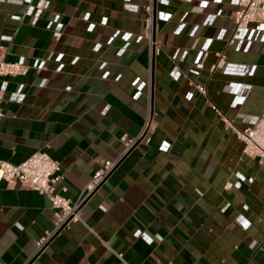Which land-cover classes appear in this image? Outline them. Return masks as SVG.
Wrapping results in <instances>:
<instances>
[{
  "label": "crops",
  "instance_id": "1",
  "mask_svg": "<svg viewBox=\"0 0 264 264\" xmlns=\"http://www.w3.org/2000/svg\"><path fill=\"white\" fill-rule=\"evenodd\" d=\"M167 1L154 5L160 49L153 52L143 36V0H0L4 58L27 67L0 76V159L18 164L46 151L60 165L56 192L74 202L101 161L119 157L139 134L148 104L154 121L151 141L124 153L83 202L81 221L36 254L35 241L53 226L50 202L1 181L0 264H264V163L243 153L211 108L239 129L263 111L264 41L235 50L221 38L230 20L201 24L220 9L229 15L235 0ZM163 12L171 14L166 21ZM54 18L58 40L48 27ZM181 21L186 27L177 33ZM208 38L209 57L192 73ZM191 46L188 58L172 60L178 47ZM217 51L247 72H210Z\"/></svg>",
  "mask_w": 264,
  "mask_h": 264
},
{
  "label": "built area",
  "instance_id": "2",
  "mask_svg": "<svg viewBox=\"0 0 264 264\" xmlns=\"http://www.w3.org/2000/svg\"><path fill=\"white\" fill-rule=\"evenodd\" d=\"M145 4L143 9L145 10L144 17V32L143 36L147 41V46L153 52L159 51V45L153 35V9L156 3L161 5H167V0H143ZM191 1V0H184ZM236 9H234L229 15H226L223 10H218L216 14H208L201 22L204 27H210L214 23L216 16H220L221 21L230 20L232 25L224 28V34L222 39L227 44L234 46L235 50L241 49L245 42H263L264 41V0H235ZM46 1L41 3V8L45 7ZM208 5V1H201L200 7ZM35 9L29 7L28 12L31 13ZM171 14L168 12L162 13V19L168 20ZM93 23H90L88 29L93 28ZM222 25V24H221ZM61 23L56 21V18L49 21L48 27L53 30V38L58 40L61 35ZM186 27V21H181L178 25L176 32ZM122 39L129 40L130 33L124 32L121 34ZM193 36L191 35V38ZM210 39H206L202 49L197 53L194 59L195 68L191 69L192 73H197L198 69L203 67V63L208 59V44ZM101 44L96 41L93 44V50L97 51ZM191 47L177 48L176 52L172 56V60L181 61L188 58L192 53ZM123 49H120L118 54H122ZM62 54L56 56V60L59 62ZM43 62L40 63L42 67ZM210 72L221 71L229 74H245L247 72L246 65L232 63L227 61L224 51H217L214 53L213 61L209 66ZM27 71V67L18 61H8L4 58L3 47L0 46V76H15L24 74ZM179 75V71L172 70V76L176 78ZM195 89L205 95V86L202 84L194 83ZM4 86H0V105L2 101V93ZM193 97V93L189 92L186 98L190 100ZM211 108L217 113L223 122L230 126L237 138L243 143V153L249 157L257 159L259 163H264V109L259 115H255L249 118V125L243 129L235 127L232 122L221 113V111L213 104ZM3 113L0 106V119ZM154 129V121L152 119L151 105H147V112L144 117V121L139 134L136 137L127 138L125 140V146L123 153L116 159H106L101 161L100 167L96 169L89 181L86 183L78 199L74 202H70L60 193L56 192L55 186L61 181V175L59 174L60 165L57 161L51 158V156L42 150H37L29 155L25 160L18 164L0 159V182L5 181L8 185H20L23 188L37 191L47 197L50 202V206L53 210L52 229L46 233L43 237H40L35 241V254L43 251L48 243L51 241L54 235L61 230L68 228L70 224L80 222V208L83 202L88 199L92 193L103 183V181L109 176V174L118 165L121 157L132 146L144 139V143L151 141V134ZM64 191L65 187H61ZM242 227L247 226L246 219H240L239 221ZM139 236L145 240L148 239V235L144 232L139 233ZM121 257V255H118ZM122 260V259H121ZM123 264H128L123 261Z\"/></svg>",
  "mask_w": 264,
  "mask_h": 264
}]
</instances>
